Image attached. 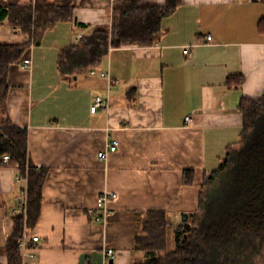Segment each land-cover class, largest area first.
<instances>
[{
  "label": "crops",
  "instance_id": "1",
  "mask_svg": "<svg viewBox=\"0 0 264 264\" xmlns=\"http://www.w3.org/2000/svg\"><path fill=\"white\" fill-rule=\"evenodd\" d=\"M36 1L0 0V8ZM118 1L73 0V18L58 22L40 43L31 40L11 70L0 123L9 118L27 130L29 162L47 172L38 222L24 232L40 237L37 259L28 256L29 264H110L111 258L131 264L142 258L135 238L147 213L165 210L176 227L198 208L204 176L239 140L242 98L264 94V0H182L154 45L111 46L95 68L61 70L62 49L98 25L111 27ZM5 17L0 41H29L11 25V13ZM25 58L31 59L28 68L22 67ZM93 69L118 82L109 85ZM234 74L243 75L240 86L229 84ZM98 96L110 105L93 113ZM113 141L117 150L109 152ZM105 150L107 159H99ZM186 171L194 174L193 183H185ZM27 187L16 165L0 163V264H8L17 198ZM103 192L117 197L107 204V221L99 222L90 211Z\"/></svg>",
  "mask_w": 264,
  "mask_h": 264
},
{
  "label": "trees",
  "instance_id": "2",
  "mask_svg": "<svg viewBox=\"0 0 264 264\" xmlns=\"http://www.w3.org/2000/svg\"><path fill=\"white\" fill-rule=\"evenodd\" d=\"M181 3L116 2L111 27L98 25L77 44L63 48L59 68L87 71L102 63L111 46L154 45L164 32V19ZM74 10L73 0H37L35 5L10 11L0 8V24L11 13V25L29 36V41H0L1 114H7L11 70L25 56L31 40L40 43L45 32L58 22L71 20ZM260 28L264 31V17ZM234 81L240 86L243 75H230L229 84ZM239 109L243 114L239 140L227 148L219 167L204 176L198 208L176 227L165 210L149 211L135 238V248L142 258L131 264H264V94L244 96ZM4 154L11 156L9 163L16 165L21 178L28 182V207L14 216L7 244L8 264H23L20 241L25 230L38 222L47 172L29 162L27 130L13 125L9 118L0 123V163ZM189 172H185V183L194 181V174L189 177Z\"/></svg>",
  "mask_w": 264,
  "mask_h": 264
},
{
  "label": "built area",
  "instance_id": "3",
  "mask_svg": "<svg viewBox=\"0 0 264 264\" xmlns=\"http://www.w3.org/2000/svg\"><path fill=\"white\" fill-rule=\"evenodd\" d=\"M83 36L79 35V39H81ZM212 37L209 36L208 40H211ZM29 65H31V59L30 58H25L22 64L23 68H28ZM92 74H99L100 76L106 78L108 80L109 85H113L114 83L118 82V80L114 79L109 73L105 72H97L95 69L91 71ZM110 105V100L104 99L101 96L96 97L94 105L91 107V111L94 113L97 111L99 107H108ZM191 116L186 117V121H190ZM118 143L113 141L109 145V152H115L117 150ZM109 152L107 150L105 151H100L98 153V157L101 160L107 159ZM11 160V156L9 154H4L3 155V161L5 163H9ZM117 195L114 193H109V192H103L100 194V196L97 199L96 207L90 211V215L99 222H105L108 219L109 216V211L107 204L111 199L116 198ZM18 202V207L15 209V213L19 214L21 212L26 211L28 207V191L27 189L23 190V193L17 198ZM40 240V237L38 235L34 234H27L25 233L24 236L22 237L20 241V247L22 251V259H23V264H29L26 262V258L29 256L31 259L35 260L37 259V255L35 253V250L37 248L38 242ZM107 256L113 257L114 256V251L113 249H108L107 251Z\"/></svg>",
  "mask_w": 264,
  "mask_h": 264
},
{
  "label": "water",
  "instance_id": "4",
  "mask_svg": "<svg viewBox=\"0 0 264 264\" xmlns=\"http://www.w3.org/2000/svg\"><path fill=\"white\" fill-rule=\"evenodd\" d=\"M188 218H189V215L187 213H185V215L182 218V221H187ZM110 264H114V259L113 258L110 259Z\"/></svg>",
  "mask_w": 264,
  "mask_h": 264
}]
</instances>
